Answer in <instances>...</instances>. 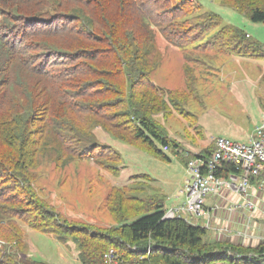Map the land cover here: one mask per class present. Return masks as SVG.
<instances>
[{
	"label": "trees",
	"instance_id": "obj_1",
	"mask_svg": "<svg viewBox=\"0 0 264 264\" xmlns=\"http://www.w3.org/2000/svg\"><path fill=\"white\" fill-rule=\"evenodd\" d=\"M220 5L264 24V0ZM157 36L178 50L193 47L180 89L154 82L164 59ZM228 57L264 61V45L189 0H0V241L9 245L0 247V264H47L19 257V222L75 244L80 264H106L109 250L126 264H263L264 244L213 241L202 227L164 220V198L134 196L144 192L145 176L111 190L105 209L113 224L105 228L60 219L34 188L46 157L59 168L92 161L118 178L123 158L96 131L165 163L162 148L172 147L184 168L209 159L213 143L199 154L180 151L154 117L186 118L195 83L208 75L196 71Z\"/></svg>",
	"mask_w": 264,
	"mask_h": 264
},
{
	"label": "rangeland",
	"instance_id": "obj_2",
	"mask_svg": "<svg viewBox=\"0 0 264 264\" xmlns=\"http://www.w3.org/2000/svg\"><path fill=\"white\" fill-rule=\"evenodd\" d=\"M197 1L189 0L203 12L218 15L223 25H233L264 45V24L250 23L243 15L221 7L220 0ZM188 24L190 29L194 28L193 24ZM156 41L159 42L164 59L154 75L155 84L161 88H181L184 84L181 68L185 55L193 47L178 50L166 44L159 36ZM236 59L228 57L204 61L209 69H198L196 72L208 75L201 76L199 82L195 83V95L184 105L186 118L173 115L163 122L161 115L154 117L164 125L168 137L178 144V150L198 152L218 138L246 143L251 132L261 123L260 115L264 110L260 101L264 97V86L259 80L264 73V62ZM243 105L248 109L247 116L240 114L239 108ZM96 135L100 142L107 143L121 154L123 162L118 178L100 171L92 161H71L59 168L53 157L42 158L34 170V188L39 198L46 201L53 213L59 214L60 219L72 224L101 228L111 226L113 222L105 209L109 193L114 188L130 186L140 180L147 181L142 176L149 181L143 186L144 192L137 193L135 197L157 194L164 198V210L167 211L169 207L184 203L182 197L175 200L187 179L186 168L180 156L175 154L176 150L171 147L166 152L170 162L165 163L119 140H113L100 131H96ZM199 223H203V220L200 219ZM258 225L262 226L260 223ZM19 226L24 237L20 258L47 264H80L75 244H61L54 236L39 234L21 222ZM227 242L241 244L235 239ZM254 246L257 247L256 244ZM0 247L8 248L9 245L0 241Z\"/></svg>",
	"mask_w": 264,
	"mask_h": 264
},
{
	"label": "built area",
	"instance_id": "obj_3",
	"mask_svg": "<svg viewBox=\"0 0 264 264\" xmlns=\"http://www.w3.org/2000/svg\"><path fill=\"white\" fill-rule=\"evenodd\" d=\"M260 118L261 123L246 143L218 138L214 140V153L209 159L199 156L188 161L187 179L177 197H182L184 203L164 210V220L180 219L202 227L213 241L235 237L242 245L264 244V111ZM229 167L231 173L219 175ZM208 198H218L227 207L216 205L211 210L206 207ZM217 212L223 215L219 220ZM200 219L203 220L201 224ZM104 261L126 264L114 250L107 252Z\"/></svg>",
	"mask_w": 264,
	"mask_h": 264
},
{
	"label": "crops",
	"instance_id": "obj_4",
	"mask_svg": "<svg viewBox=\"0 0 264 264\" xmlns=\"http://www.w3.org/2000/svg\"><path fill=\"white\" fill-rule=\"evenodd\" d=\"M232 59H234V60H237L236 58L237 57H231ZM241 60H244V59H241ZM246 60V59H245ZM247 60H249V59H247ZM251 61V60H250ZM253 61V60H252ZM255 62H258V61H255ZM264 62V61H263ZM239 63L241 64V61H239ZM184 65V64H183ZM182 65V66H183ZM181 71H182V68H181ZM260 81H262V83H260V84H262L263 86H264V73L261 75V77H260V80H259V82ZM169 89V88H168ZM175 89H180V88H175ZM263 91H264V89H263ZM239 111H240V114L241 115H243V116H247V114H248V109H246V107H244V105H243V107H241V108H239ZM260 120H261V118H260ZM252 133V132H251ZM252 135V134H251ZM250 135V136H251ZM250 136L248 137V139L250 138ZM215 140V139H214ZM212 142H214V141H212ZM212 142H210V143H208L207 145H206V147L205 148H207V147H209L210 145H211V143ZM204 148V149H205ZM203 150V149H202ZM199 151H201V150H198V152H191V153H195V154H198L199 153ZM175 200H177V197H175ZM216 205H219L220 207H227V205L225 204V203H223V202H221V200L220 199H218V198H216V199H211V198H208L207 199V201H206V207L207 208H210L211 210H214L215 209V206ZM217 219L219 220V219H221V217L223 216L222 215V213L221 212H217ZM237 222H238V220L236 221V225H237ZM225 240H223V242H227V241H229V240H233V239H235V240H238L237 238H235V237H225L224 238ZM239 241V240H238ZM254 244H256V243H253V244H251V245H254ZM25 256H27V255H25ZM27 257H29V256H27Z\"/></svg>",
	"mask_w": 264,
	"mask_h": 264
},
{
	"label": "bare ground",
	"instance_id": "obj_5",
	"mask_svg": "<svg viewBox=\"0 0 264 264\" xmlns=\"http://www.w3.org/2000/svg\"><path fill=\"white\" fill-rule=\"evenodd\" d=\"M56 213V212H55ZM59 215V214H58Z\"/></svg>",
	"mask_w": 264,
	"mask_h": 264
}]
</instances>
